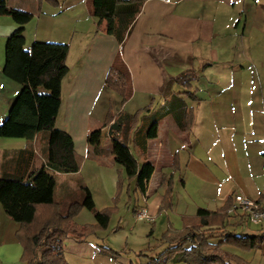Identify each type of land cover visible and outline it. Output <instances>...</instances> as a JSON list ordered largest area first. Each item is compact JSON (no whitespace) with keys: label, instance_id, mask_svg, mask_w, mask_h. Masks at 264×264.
<instances>
[{"label":"crops","instance_id":"0c3cea01","mask_svg":"<svg viewBox=\"0 0 264 264\" xmlns=\"http://www.w3.org/2000/svg\"><path fill=\"white\" fill-rule=\"evenodd\" d=\"M32 1L35 13L8 0L11 9L38 19L34 34L33 29L28 31L29 24L25 27L26 50L31 51L37 42L70 46V72L62 85L56 128L72 138L82 167L75 175L56 174V196L64 200L80 194L81 186H86L99 208V202L114 200L122 181L128 184L131 199L130 186L135 181L116 165L109 127L103 126L110 117L109 126L121 114L139 115L137 130L143 119L163 108L172 99L169 94L175 93L193 115L189 131L180 130L172 114L160 122L158 135L148 141L146 153L133 144L136 130L128 138L138 164L151 163L155 168L143 202H138L135 210L148 208L156 219L153 233L166 216L175 219L173 224L168 220L167 232L181 231L184 219L196 218L200 209L221 211L238 194L264 201V0H147L123 44L98 29L92 0ZM18 28L10 17H0V125L22 90L3 73L7 40ZM112 68L126 78L125 102L106 85ZM192 71L198 73L192 82L194 100L183 87L171 83ZM149 108L150 113H143ZM100 129L102 153L98 155L88 145V137ZM6 140L11 139H0V174L4 152L30 147V143L20 149L10 147L2 142ZM32 145L38 156L37 139ZM171 183L173 207L162 211ZM236 222L227 218L224 226L212 227L219 235L212 236L211 242L222 243L230 233L264 238V227H253L255 231L248 233L250 225ZM19 229L0 206V260L8 264H18L23 252L15 239ZM147 232L145 227L133 230L129 240ZM71 244L89 247L79 248L71 264H128L102 255L99 246L103 245L74 240ZM222 249L246 260L236 254L233 245ZM257 253L264 256V241ZM158 255L145 256L138 264H149Z\"/></svg>","mask_w":264,"mask_h":264},{"label":"trees","instance_id":"16d2710c","mask_svg":"<svg viewBox=\"0 0 264 264\" xmlns=\"http://www.w3.org/2000/svg\"><path fill=\"white\" fill-rule=\"evenodd\" d=\"M146 1L92 0L98 29L123 44ZM0 17H10L19 26L7 40L3 73L22 86L6 121L0 125V139H24L30 143V147L25 150L2 154L0 206L12 221L20 225L16 237L24 251L23 264H68L65 242L74 240L83 243L94 231L91 227H80L74 222L78 214L83 209L92 212L97 227L103 230L109 227L111 219L108 212L97 210L92 193L86 186H81L80 194H73L64 200L58 201L56 196V174L75 175L80 173L82 167L72 138L56 128L62 106V85L70 72L67 65L70 46L37 42L31 51H27L24 31L34 16L11 9L8 0H0ZM197 76V72H188L171 83L183 87L186 95L194 100L191 89ZM106 85L120 93L126 101L127 82L120 71L112 68ZM169 95L172 99L158 112L143 119L137 130L139 115L121 114L109 126L113 119L110 117L103 126L109 127L111 153L116 165L123 169L130 180L135 181V191L142 197L147 193L155 168L151 163L138 164L128 145L130 133L136 130L133 144L144 154L148 141L157 137L159 124L168 115H176V124L182 131H189L193 124V115L187 110L185 102L175 93ZM143 113H150V108ZM36 139L37 143L39 139L43 143L39 142L37 146V151L42 150L39 157L32 145ZM88 145L96 154L102 153V129L89 135ZM36 162L38 167L35 166ZM122 189L120 181L116 202L120 199ZM230 206L231 203L218 212L200 209L196 218L184 219L181 231H168L164 236L167 250L150 259L149 264L179 261L187 264H246L229 256L222 248L229 244L248 251L256 250L260 249L264 238L230 233L224 242L214 244L211 237L207 236L212 227L225 225ZM172 207L171 183L162 211H170ZM109 251L111 254L112 250Z\"/></svg>","mask_w":264,"mask_h":264},{"label":"rangeland","instance_id":"374dc122","mask_svg":"<svg viewBox=\"0 0 264 264\" xmlns=\"http://www.w3.org/2000/svg\"><path fill=\"white\" fill-rule=\"evenodd\" d=\"M20 2V4L24 5V7L32 12L35 13V5L32 0H12V2ZM38 19L37 17L33 18L32 22L28 25V31L31 32L33 29V34L35 26H37ZM41 144L42 141L40 139L38 140ZM8 142V145L10 147H16L20 149L24 145L28 144V141L24 139H11L2 141ZM38 142V144H39ZM0 145H3L2 143ZM42 155V150L38 149V157ZM69 187V186H68ZM128 184H124V197L120 196L119 201L112 200L109 204H107L105 201L99 202L100 206L97 207V210L99 211H106L110 215V224L109 227L106 230L100 229L97 227V222L95 220V216L92 212L88 210H82L78 216L74 219V222L80 226V227H91L93 228V232L89 234L85 240V242H93L99 246V251L102 252V255H106L107 257L113 258L114 256L116 259H124V262H127L130 264L131 262L134 264H138L141 259H143L145 256H150L152 253L157 252L158 254L164 253L168 245L163 242L164 236L167 234V226H168V220H171V223L173 224V221L175 222V219L173 217L166 216L164 219H161V221L158 222V227L156 232L153 233L154 225H151L146 222H140L137 219V214H135V210L137 208L138 202H143V198L139 193H136V184H131L130 186V196L128 195ZM57 200H60V196H57ZM238 222V221H237ZM236 222V223H237ZM19 228L20 225L18 224ZM151 227V231H149V227ZM123 227V228H120ZM142 227L146 228L147 234L137 236L135 238V241L129 240V237H131L133 230H139ZM148 228V229H147ZM203 231V230H202ZM248 233L254 232L253 226H250L248 228ZM150 232V233H149ZM205 232V231H203ZM207 236L212 237L214 235H219L216 233V230H208ZM17 232L15 233V239L17 242L19 240L16 237ZM136 236V234H135ZM69 241L67 240L65 242V259L68 264H71L72 260L76 259L79 255V248H82L84 250H87L89 247H79L77 245H69ZM16 243V242H15ZM68 243V244H67ZM21 245V244H20ZM9 247L14 245H8ZM68 246H72L70 249L67 248ZM68 249H70L68 251ZM109 250H112V253L109 254ZM236 254L240 257H245L243 262L246 264H263L264 256L257 253L259 249L256 250H245L237 248ZM24 252V251H23ZM23 252L21 255V258L18 260V264H23ZM114 252V253H113ZM115 254V255H114ZM86 255V254H84ZM113 255V256H112ZM87 257V256H85ZM239 257V258H240ZM241 259V258H240ZM8 261H11L8 259ZM250 262V263H249ZM0 264H8L7 260H0ZM14 264V263H10ZM169 264H177V262H170ZM178 264H186V263H178Z\"/></svg>","mask_w":264,"mask_h":264},{"label":"built area","instance_id":"2783aa9c","mask_svg":"<svg viewBox=\"0 0 264 264\" xmlns=\"http://www.w3.org/2000/svg\"><path fill=\"white\" fill-rule=\"evenodd\" d=\"M144 201H146L145 198ZM227 216L253 227H264V201H256L243 194H238L228 208ZM137 219L151 225L156 221L146 207L138 211Z\"/></svg>","mask_w":264,"mask_h":264}]
</instances>
